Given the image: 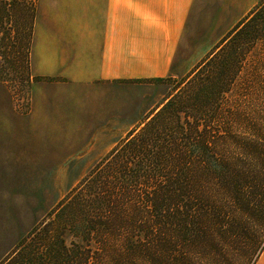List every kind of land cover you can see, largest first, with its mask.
<instances>
[{"label": "trees", "instance_id": "obj_1", "mask_svg": "<svg viewBox=\"0 0 264 264\" xmlns=\"http://www.w3.org/2000/svg\"><path fill=\"white\" fill-rule=\"evenodd\" d=\"M258 15L253 9L184 89L21 233L0 264H206V254L212 261L234 256L240 219L254 223L259 212L264 224V184L257 180L264 177V139L233 129L237 108L226 98L256 38Z\"/></svg>", "mask_w": 264, "mask_h": 264}, {"label": "rangeland", "instance_id": "obj_2", "mask_svg": "<svg viewBox=\"0 0 264 264\" xmlns=\"http://www.w3.org/2000/svg\"><path fill=\"white\" fill-rule=\"evenodd\" d=\"M250 7L234 8L236 14L233 23L229 19L232 9L227 8L228 14L220 16L221 20L227 18V21L219 24L220 40L209 54L195 55L188 64H183L191 67L188 72L159 77L162 81L117 80L103 87L98 85L90 89V93L93 92L91 97L84 95L83 134L53 136L60 139L61 158L56 160L53 155L54 145L51 144L50 149L48 148L51 136L33 135L27 125L35 111L32 72L29 68L35 2L0 0V257L16 247L15 243L21 233L32 229L35 220L41 219L55 208L72 190H77L84 178L120 139L131 129L138 127L167 97L183 90L186 81L195 74L194 70L206 61L253 9H257L260 14L256 22V38L248 46L246 61L226 98L231 106L237 108V125L233 129L253 131L263 140L264 0H259ZM101 98L108 101L109 112L106 113V118H93L91 115L101 116L103 113L95 110L90 112L87 108L93 103L98 108ZM86 99L91 101L86 102ZM9 117L19 120L20 125L7 138L1 122ZM243 120H251L252 123L242 125ZM8 139L10 145L6 147ZM37 150L45 152L40 166L32 158L33 151ZM10 151L13 157H8L7 160L4 153ZM47 152L51 153L49 159ZM257 180L264 184V177L260 176ZM254 195L255 209L258 210V202L262 198L258 183L254 186ZM259 214L256 212L254 223L251 224L243 225L240 219L238 228L233 231L236 235L235 246L230 247L234 256L227 259L220 256L212 261L206 254V264H256L264 251V224L257 219ZM249 253H252L250 260Z\"/></svg>", "mask_w": 264, "mask_h": 264}, {"label": "crops", "instance_id": "obj_3", "mask_svg": "<svg viewBox=\"0 0 264 264\" xmlns=\"http://www.w3.org/2000/svg\"><path fill=\"white\" fill-rule=\"evenodd\" d=\"M34 2L29 68L35 111L27 125L33 135L51 136L48 148L54 145V159L59 160L60 139L53 136L83 134L84 95L91 97L90 89L117 80L188 72L191 67L183 64L195 55L209 54L220 40L219 24L227 21L220 16L228 14L227 8L232 9L229 19L233 23L234 8L247 9L259 0ZM98 102V108L93 103L87 109L103 113L93 118H106L108 101L101 98ZM1 123L7 138L20 125L13 117ZM6 142L9 147L10 139ZM12 154L4 153V158L12 159ZM44 154L33 151L35 164L40 166ZM1 162L2 156L0 166ZM256 264H264V251Z\"/></svg>", "mask_w": 264, "mask_h": 264}]
</instances>
